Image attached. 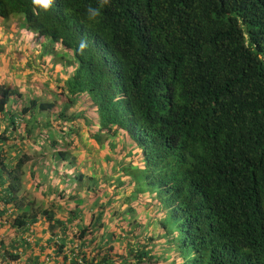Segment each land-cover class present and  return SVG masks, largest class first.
<instances>
[{"label": "trees", "instance_id": "trees-1", "mask_svg": "<svg viewBox=\"0 0 264 264\" xmlns=\"http://www.w3.org/2000/svg\"><path fill=\"white\" fill-rule=\"evenodd\" d=\"M0 15L48 37L61 89L0 81L7 264L34 234L37 264H264V0H0ZM113 178L87 222L86 194Z\"/></svg>", "mask_w": 264, "mask_h": 264}, {"label": "rangeland", "instance_id": "rangeland-1", "mask_svg": "<svg viewBox=\"0 0 264 264\" xmlns=\"http://www.w3.org/2000/svg\"><path fill=\"white\" fill-rule=\"evenodd\" d=\"M23 22L25 27L23 26ZM30 27L31 26H29L27 22L17 17L7 18L0 15V81L7 82L12 87L20 84L27 95H25L26 97H28V95H39L53 99L61 89L55 86V81L57 79H54V76L50 77L46 71V68L55 64V59H53L51 54H44L48 37L41 34L38 30L30 29ZM68 56L69 57L64 60L65 63L71 59V56ZM46 75H48V78ZM59 100H64L63 94ZM67 101L68 100H66L65 103ZM84 137L86 138V133H84ZM85 143L88 144L89 141L86 140ZM88 155L93 157L97 155V152L96 150H91ZM101 157H103V155H101ZM95 161V170L98 178L103 173H108L110 175L114 174L113 168H111L114 165L113 161L107 163L105 159L104 166L99 163V160L95 159ZM97 166H103V168L98 169ZM111 182L112 181L109 180V183L104 188L101 190L96 189L95 193L86 194V202L83 209L87 222L90 221L92 215L97 214V209L99 208H96L98 205L97 197L102 199L100 201H106L107 197L113 194L112 189H114L115 186ZM37 199L39 202L45 200L42 196H38ZM117 202L120 203V201ZM118 203L114 204L113 207H116ZM145 207L149 206L145 205ZM143 213L144 214H141L142 217L143 215H150L151 212L149 208H146ZM1 228L2 227H0V229ZM1 230L3 232L1 231L0 233V239L8 238L6 236L9 230ZM10 235L11 234L8 236L10 237ZM27 237L33 242L35 241L34 239H39L36 234L33 236L28 235ZM6 246L7 245H5V247Z\"/></svg>", "mask_w": 264, "mask_h": 264}, {"label": "clouds", "instance_id": "clouds-1", "mask_svg": "<svg viewBox=\"0 0 264 264\" xmlns=\"http://www.w3.org/2000/svg\"><path fill=\"white\" fill-rule=\"evenodd\" d=\"M58 46H60V45H58ZM22 91H23V89H22ZM24 92V91H23ZM33 94V93H32ZM24 95H26L25 94V92H24ZM31 96H36V98L38 99V100H43V98H46V97H42V96H39V95H31ZM26 97V96H25ZM64 97V100H62V102H63V104L65 103V101L67 100V98L65 97V96H63ZM65 105V104H64ZM76 107L78 106V104H76L75 105ZM73 110H71V112H72ZM89 135H90V133H86V138L84 137V133H82L81 134V136L83 137V139L86 141V140H88L89 142H91V140H89L88 139V137H89ZM76 140H78V139H76ZM76 140H72V141H76ZM116 181L114 178L113 179H111V181ZM144 196L146 197V199L143 201V202H145V201H147V200H149L150 198H151V195L148 193V192H146V193H144ZM138 203H142V202H138ZM144 204H140V205H138L137 204V207H141V206H143ZM0 233H1V230H0ZM33 236V235H32ZM22 239H27V241H28V243H25L24 242V246L25 247H27V246H29V248H30V250L31 251H33V252H39V253H37V256L40 258V248L39 247H37L38 246V244H40V242H41V240H40V238L37 240V239H34L35 241L33 242L32 240H29V237H24V238H22ZM1 240H2V238L0 239V242H1ZM40 241V242H39ZM35 245H36V247H35ZM0 246H1V243H0ZM8 246V245H7ZM5 248V246L4 247H2V248H0V249H4ZM23 250V252H21V250L19 249V250H16L15 252H17L18 254H20L19 256V259H15V260H12V261H10L9 260V264H30V261H29V258H30V256H28V254H27V252L26 251H29L28 249H26V250H24V249H22ZM3 251L4 250H1V253H0V259H1V262H2V264H7V262H6V260H5V257H4V255H2V253H3ZM32 257V256H31Z\"/></svg>", "mask_w": 264, "mask_h": 264}, {"label": "crops", "instance_id": "crops-1", "mask_svg": "<svg viewBox=\"0 0 264 264\" xmlns=\"http://www.w3.org/2000/svg\"><path fill=\"white\" fill-rule=\"evenodd\" d=\"M2 231V230H1ZM3 232V231H2ZM21 236H24V237H27L26 235H21ZM23 248H20V250H21V252H23V250H22ZM27 252V254H28V256H30V258H29V261H30V264H37L38 263V261H39V259L38 258H36V261L35 262H33V260H32V255L33 254H37V253H39V252H33V251H26ZM51 258H53L54 259V255H48V257H46L45 258V262L46 263H48V262H50V259ZM40 264H42L41 262H40Z\"/></svg>", "mask_w": 264, "mask_h": 264}, {"label": "snow or ice", "instance_id": "snow-or-ice-1", "mask_svg": "<svg viewBox=\"0 0 264 264\" xmlns=\"http://www.w3.org/2000/svg\"><path fill=\"white\" fill-rule=\"evenodd\" d=\"M42 2L46 3V2H47V0H42Z\"/></svg>", "mask_w": 264, "mask_h": 264}, {"label": "built area", "instance_id": "built-area-1", "mask_svg": "<svg viewBox=\"0 0 264 264\" xmlns=\"http://www.w3.org/2000/svg\"><path fill=\"white\" fill-rule=\"evenodd\" d=\"M0 264H2L1 259H0Z\"/></svg>", "mask_w": 264, "mask_h": 264}]
</instances>
